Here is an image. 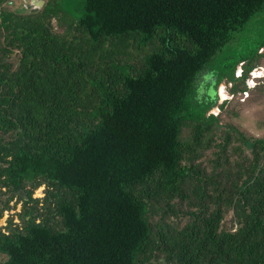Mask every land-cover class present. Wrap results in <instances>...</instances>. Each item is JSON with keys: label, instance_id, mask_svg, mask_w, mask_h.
Here are the masks:
<instances>
[{"label": "trees", "instance_id": "1", "mask_svg": "<svg viewBox=\"0 0 264 264\" xmlns=\"http://www.w3.org/2000/svg\"><path fill=\"white\" fill-rule=\"evenodd\" d=\"M34 1L0 0V218L24 203L1 264H264V138L217 142L210 113L264 39L221 64L215 101L197 84L264 0ZM215 145L212 173L198 160ZM177 200L194 208L179 228Z\"/></svg>", "mask_w": 264, "mask_h": 264}, {"label": "rangeland", "instance_id": "2", "mask_svg": "<svg viewBox=\"0 0 264 264\" xmlns=\"http://www.w3.org/2000/svg\"><path fill=\"white\" fill-rule=\"evenodd\" d=\"M34 0H15L11 4L12 8H21L25 4H35ZM38 7V6H36ZM56 28L60 31L63 30L62 26H58L57 21L54 20ZM264 39V12H258L255 14L244 26L243 29L236 32L234 37L223 47V49L214 57L213 65L215 66V71L208 76L209 70L204 71L197 81L198 90L201 95L205 96L207 101L216 100V90L214 84L218 79L219 69L221 64H230L241 56H252L256 53L257 46ZM259 56L255 58L256 68L252 69L248 73V78L245 79V84L243 81H231L229 78L224 79L217 85L218 98L215 105L211 108L210 113H214L220 118L221 123L225 128L218 130L217 142H220L224 138V133L229 130L231 135L230 146H236L241 143L238 138V133L235 129H238L245 133L250 138H264V47L260 48ZM135 55V53H133ZM132 56V55H131ZM137 56V55H135ZM246 63H240L235 71V76L243 78L245 73ZM217 68V69H216ZM256 72L258 78H253V72ZM208 76V77H206ZM244 85L248 87L249 96L245 97L242 92ZM225 94V96H223ZM215 126V125H213ZM215 128V127H214ZM235 128V129H234ZM188 128L185 127L184 134H187ZM216 136V137H217ZM230 147V148H231ZM219 147L217 145L210 149L204 150L201 157L198 160L200 166L207 170V172H216L221 169H226L227 164L222 166H216L215 159H217V151ZM244 154L249 157L252 156L251 150L245 148ZM223 160V155L221 158ZM214 167L216 168L214 170ZM29 188V187H28ZM47 186L41 184L39 187L35 188L33 191V197L39 198L41 201L39 207L42 206V199L46 196ZM1 199V196H0ZM177 207L182 210L177 216L173 215L168 218L175 227L179 228L185 225L187 220L190 218L187 211L194 210L190 207V204L184 202L180 206V202ZM24 203L21 198L17 195L10 201V208L6 209L3 216L0 218V226L5 230V227L9 224V220L13 218V224H21V218L19 214L23 211ZM159 216L156 215L152 221L157 222ZM222 225L225 228H236L237 224L234 219L233 211H227L224 215ZM6 259L3 253H0V264ZM164 261V255L160 254L156 259H152V264H157L158 262Z\"/></svg>", "mask_w": 264, "mask_h": 264}, {"label": "built area", "instance_id": "3", "mask_svg": "<svg viewBox=\"0 0 264 264\" xmlns=\"http://www.w3.org/2000/svg\"><path fill=\"white\" fill-rule=\"evenodd\" d=\"M254 75H255V74H254V72H253V76H254ZM253 78H258V77L254 76ZM243 93L245 94V97H246V96H249L248 90L245 91V92H243Z\"/></svg>", "mask_w": 264, "mask_h": 264}, {"label": "water", "instance_id": "4", "mask_svg": "<svg viewBox=\"0 0 264 264\" xmlns=\"http://www.w3.org/2000/svg\"><path fill=\"white\" fill-rule=\"evenodd\" d=\"M22 194L25 196V198H28L27 194L22 191Z\"/></svg>", "mask_w": 264, "mask_h": 264}, {"label": "bare ground", "instance_id": "5", "mask_svg": "<svg viewBox=\"0 0 264 264\" xmlns=\"http://www.w3.org/2000/svg\"><path fill=\"white\" fill-rule=\"evenodd\" d=\"M254 74H255L254 76L258 77V76H257L258 74L256 75V72H255V71H254ZM223 96H225V94H223Z\"/></svg>", "mask_w": 264, "mask_h": 264}, {"label": "flooded vegetation", "instance_id": "6", "mask_svg": "<svg viewBox=\"0 0 264 264\" xmlns=\"http://www.w3.org/2000/svg\"><path fill=\"white\" fill-rule=\"evenodd\" d=\"M36 2V1H35ZM35 4H38L37 2Z\"/></svg>", "mask_w": 264, "mask_h": 264}]
</instances>
